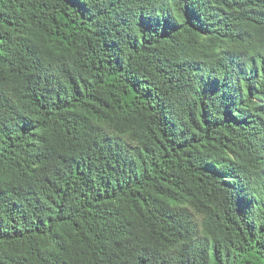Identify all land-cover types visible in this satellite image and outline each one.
<instances>
[{"label":"trees","instance_id":"1","mask_svg":"<svg viewBox=\"0 0 264 264\" xmlns=\"http://www.w3.org/2000/svg\"><path fill=\"white\" fill-rule=\"evenodd\" d=\"M0 264H264V0H0Z\"/></svg>","mask_w":264,"mask_h":264}]
</instances>
